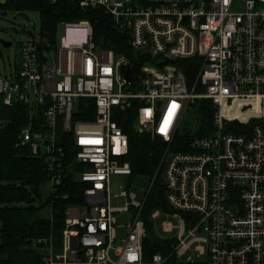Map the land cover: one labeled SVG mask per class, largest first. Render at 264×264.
<instances>
[{"label": "built area", "instance_id": "1", "mask_svg": "<svg viewBox=\"0 0 264 264\" xmlns=\"http://www.w3.org/2000/svg\"><path fill=\"white\" fill-rule=\"evenodd\" d=\"M68 1L100 7L129 51L95 44L87 19L64 21L56 47L27 36L13 72L0 74V102L25 106L18 144L43 155L49 190L66 172L82 183L83 201L64 208L60 251L35 239L30 248L42 258L32 264H165L170 254L189 264L194 257L198 264H264V0ZM66 30L78 32L67 38ZM181 58L197 60L201 89L187 81ZM201 98L210 101L209 132L191 136L185 150L167 148L158 165L173 209L162 212L176 219L163 230L174 232L175 243L170 254L146 260L139 216L145 198L136 200L121 185L110 191L111 174L130 173L127 136L115 115L134 104V130L168 145ZM82 109L92 117L72 120ZM58 131L68 135L72 166L64 163ZM117 196L123 204L111 203ZM129 208L118 238L114 214ZM159 214L153 209L150 219Z\"/></svg>", "mask_w": 264, "mask_h": 264}, {"label": "trees", "instance_id": "2", "mask_svg": "<svg viewBox=\"0 0 264 264\" xmlns=\"http://www.w3.org/2000/svg\"><path fill=\"white\" fill-rule=\"evenodd\" d=\"M34 9L38 12L39 32L50 46L55 44L57 24L64 21L87 19L92 29V40L99 46L109 47L115 53L128 54L126 36L113 27L112 19L100 7L80 8L68 0H2L0 12ZM131 60L134 58L130 54ZM142 60V59H140ZM153 62V60H152ZM187 81L192 82L198 62L195 58H181L177 62ZM192 121L178 127L168 146L174 150H185L194 134H205L210 130L211 106L208 99H198L193 103ZM134 104L115 115L117 124L127 136V152L123 156L130 167L129 175L146 173L153 177L158 171L159 161L167 144L158 135L136 132L132 126ZM92 117V110L72 113L71 119ZM0 264H32L39 262L42 254L30 248L35 239L50 242L53 252L61 249L64 208L67 204L81 203L82 183L66 172L59 184L41 199L39 186L46 181L42 154L33 155L28 146L18 144L19 128L27 122V110L20 102L5 105L0 102ZM193 128V129H192ZM58 143L65 148L64 163L72 166V152L67 147V133L59 132ZM67 147V148H66ZM159 173V174H158ZM47 206V214L41 209ZM173 211L165 199V188L160 172H156L139 210L146 227L143 255L147 260L155 252L170 254L173 237H161L154 231L150 213L155 208ZM182 212V211H181ZM187 214L186 212H182ZM176 258L170 254L165 264H175Z\"/></svg>", "mask_w": 264, "mask_h": 264}, {"label": "rangeland", "instance_id": "3", "mask_svg": "<svg viewBox=\"0 0 264 264\" xmlns=\"http://www.w3.org/2000/svg\"><path fill=\"white\" fill-rule=\"evenodd\" d=\"M2 1V0H0ZM235 7V6H234ZM237 8V7H235ZM61 25L62 22L57 24L55 30V38L61 33ZM31 29L35 34H37L41 39H45V37L39 32V17L38 12L34 9H23L21 11H5L4 13L0 12V38L3 40H9L10 44L3 46L0 43V74L10 75L13 72L14 64L17 58V50L18 44L21 40L27 38L25 34V29ZM76 30H66L65 35L67 38L71 37L72 34L77 33ZM47 41V39H45ZM55 44L53 47H56L57 40H54ZM48 42V41H47ZM48 61L51 62L52 59V51H48L47 55ZM194 86L196 90L201 89L200 83L197 80V71L193 78ZM192 81V82H193ZM194 106H190L187 111L182 115L180 120L179 127H181L185 122L192 121L193 113H194ZM242 125V124H241ZM193 129V128H192ZM209 132V131H208ZM207 132V133H208ZM171 149L167 144L164 147L163 152L166 149ZM155 171L154 174H156ZM159 174V173H158ZM152 180V176L146 173H134L132 175H123V174H111L110 175V191L117 192L119 190V185L125 188L127 191H131L134 193V198L138 201H142L145 196L147 189L150 185ZM49 190V183L44 181L39 186L40 191V198L42 199ZM123 196L112 197L111 203L114 205H121L123 204ZM155 210H159L160 214L154 217V231L161 237H172L174 232L166 233L163 230V224L165 222H172L175 223L176 219L173 216H166L162 209L159 207H155ZM49 211L47 206H44L41 209V213L47 214ZM132 210L129 208L128 210L124 211H117L114 214L115 223H116V236L122 237L124 234V227L123 225L130 221L132 217ZM119 245V241L116 240L113 243V247H117ZM195 263L191 264H198V259L194 257ZM175 264H189L184 261V258H178Z\"/></svg>", "mask_w": 264, "mask_h": 264}, {"label": "water", "instance_id": "4", "mask_svg": "<svg viewBox=\"0 0 264 264\" xmlns=\"http://www.w3.org/2000/svg\"><path fill=\"white\" fill-rule=\"evenodd\" d=\"M25 34L28 36V37H31V38H35L36 37V34L31 30V29H25L24 30ZM0 43L3 45V46H6L8 44H10V41L9 40H3L0 38ZM124 75L126 78H128V68L125 69V72H124Z\"/></svg>", "mask_w": 264, "mask_h": 264}]
</instances>
